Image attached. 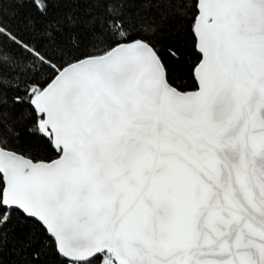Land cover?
<instances>
[{
	"label": "snow or ice",
	"instance_id": "obj_1",
	"mask_svg": "<svg viewBox=\"0 0 264 264\" xmlns=\"http://www.w3.org/2000/svg\"><path fill=\"white\" fill-rule=\"evenodd\" d=\"M0 264H264V0H0Z\"/></svg>",
	"mask_w": 264,
	"mask_h": 264
}]
</instances>
